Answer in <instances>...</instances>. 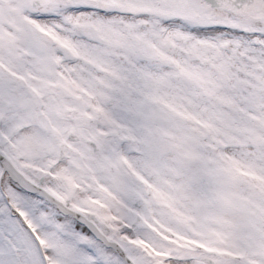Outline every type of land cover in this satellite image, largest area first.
<instances>
[{"label":"snow or ice","instance_id":"6c2138e0","mask_svg":"<svg viewBox=\"0 0 264 264\" xmlns=\"http://www.w3.org/2000/svg\"><path fill=\"white\" fill-rule=\"evenodd\" d=\"M0 264H264V0H0Z\"/></svg>","mask_w":264,"mask_h":264}]
</instances>
